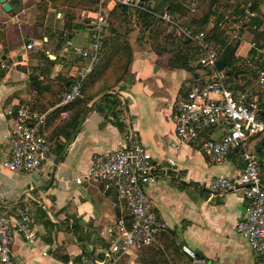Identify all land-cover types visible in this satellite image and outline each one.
<instances>
[{
	"label": "crops",
	"instance_id": "1",
	"mask_svg": "<svg viewBox=\"0 0 264 264\" xmlns=\"http://www.w3.org/2000/svg\"><path fill=\"white\" fill-rule=\"evenodd\" d=\"M54 1L7 0L10 13L0 4V60L4 65L0 67V216L27 215L36 234L34 244L14 236L11 252L16 264H78L84 256L101 257L108 250L118 220H127V214L113 191H104L94 182L78 185L75 179L87 172L93 154L126 148L125 137L130 132L157 167L146 194L166 231L156 244L122 254L117 264H256L257 256L246 238L235 232L246 205L241 186L211 192L201 184L204 177L233 180L244 165L240 152L232 151L224 163L215 165L203 155L200 141L175 148L176 106L191 86L209 79L207 71L196 70L194 60L191 71L171 69L164 57L129 44L132 62L125 80L118 92H108L118 100L116 108L100 112L104 104L99 99L105 94L94 98L66 145L64 134L72 129L63 133L58 126L67 118L60 115L62 110L56 112V106L44 103L68 91L81 63L76 48L89 46L87 22L96 11L82 7L88 0ZM102 1L112 23L121 22L131 10ZM106 28L107 40L121 34L115 23L116 33L113 30L108 38ZM27 45L32 47L27 49ZM242 45L244 58L248 48ZM36 82L41 84V93L34 88ZM254 82L250 87L248 78L235 75L227 85L236 91L245 86L257 89ZM44 85L49 87L42 89ZM24 103L37 112L45 108L48 117L43 133L52 141L47 160L32 174L10 173L1 166L10 152L14 126V116L8 112ZM119 110L117 120L113 112ZM221 133L222 127L217 126L203 134L201 141L218 139ZM247 147L260 162L264 186V135L251 138Z\"/></svg>",
	"mask_w": 264,
	"mask_h": 264
},
{
	"label": "built area",
	"instance_id": "2",
	"mask_svg": "<svg viewBox=\"0 0 264 264\" xmlns=\"http://www.w3.org/2000/svg\"><path fill=\"white\" fill-rule=\"evenodd\" d=\"M107 1L128 8L143 4L142 0ZM102 3L101 0L96 12L88 19L89 46L76 48L81 60L80 66L72 74L73 80L68 91L56 105V108L62 109L60 115L63 118H68V106L81 97L85 79L103 55L107 20ZM162 19L171 25L178 38L191 41L197 47V65L205 68L216 65L219 54L210 46L207 33L200 31L193 34L188 27L174 21L169 12H165ZM31 47L27 45V49ZM248 53L258 62L254 68L259 90L249 88L234 93L225 87L224 74L221 72H217L213 80L191 86L176 106L175 148L200 141L203 155L215 165L224 163L232 151L240 152L244 165L233 180L204 177L201 184L211 192H224L241 186L246 205L235 232L246 238L248 248L257 256L256 264H264L262 173L258 158L246 148V143L252 137L264 135V118L261 117L264 115L263 36L249 43L246 56ZM0 67L4 68L1 60ZM8 115L14 116L11 148L1 166L10 173L32 174L42 166L52 150L51 142L43 133L48 113L34 111L29 104L24 103L18 104ZM217 126L222 127L218 139L201 141L203 134ZM125 140L127 147L124 149L93 154L87 172L75 179L78 185L94 182L100 184L104 191H113L128 217L127 220L124 217L118 220L115 239L108 250L101 253V257L84 256L78 264H117L122 254L130 249L156 244L166 231V224L158 218L155 207L146 194L147 187L155 181L157 167L139 138L130 132L126 134ZM169 163L174 165L173 160ZM15 235H20L29 244L36 242V234L27 215L19 218L0 216V264H16L11 252ZM183 250L195 258L187 247H183Z\"/></svg>",
	"mask_w": 264,
	"mask_h": 264
},
{
	"label": "trees",
	"instance_id": "3",
	"mask_svg": "<svg viewBox=\"0 0 264 264\" xmlns=\"http://www.w3.org/2000/svg\"><path fill=\"white\" fill-rule=\"evenodd\" d=\"M58 1V0H55ZM54 1V2H55ZM66 1V0H63ZM98 1L99 0H88V3L86 5H82V7H87L93 12L97 10L98 7ZM176 0H161L160 4L156 7H146V11L141 12L142 19L146 26L148 27L150 33H157L156 30H152L151 27V19H154L151 13H154V10L157 8H162L166 10L168 9V12L175 11L177 4H175ZM147 2V0L143 1V4ZM122 7V6H120ZM123 9H126L125 7H122ZM250 11L252 12H244V10L239 11L236 10V14L240 13L242 15V19H246L247 23L246 25L250 26V32L252 33L251 41L256 39H261L262 34L259 30L261 26V20L254 14V12L258 11V8L256 5H253L250 7ZM220 15L217 16V22L214 26V30L211 32V34L208 36L210 46L218 51L219 57L216 62V65L214 67H209V71H207V76L209 79L207 81L213 80L215 78V75L217 72H221L224 74L223 83L225 87L230 89L232 92L237 93L245 90L249 87H242L241 90L236 91L228 87L227 83L228 80H235V75H252L254 78V81L256 79V70L254 67L257 65V61L255 62L252 59V55L248 53L246 58H242L237 55V50L240 47V42L236 40L235 42H232L224 37L221 39V35H224V33L221 32V28L219 29L218 25L223 28V25L228 20V16H224V18ZM207 17H205L203 20H201L198 23L191 22L188 24V28L192 31L193 34L197 33V28L193 29L192 24L195 23V26L199 24V26H205L207 22ZM240 20V22H241ZM65 27L69 30V24L67 23ZM248 29V28H247ZM223 31V30H222ZM215 40L216 42L212 41ZM108 42V44L106 43ZM175 43L177 44L176 47L172 48L173 50L169 52V50H153L158 56L162 55H169L170 58L167 60L168 67L171 69H183L186 71H191L190 68V62L195 59L194 56H196L197 53V47L191 42L186 41L184 39L176 40ZM106 52H103L102 57L100 58L99 63L96 65L94 70L87 76L85 79V82L83 84L81 97L73 102L71 105L68 106V110L70 111V115L67 119L62 120L61 124L58 126L59 129L63 130V133H65L67 130H71L72 132L64 134L65 137V144L68 145L73 140L75 136V129L79 126L81 121L84 119L85 115L88 113V109L86 108V105L91 102L94 98L103 95L99 101L104 104V107L100 109V112H102L104 109L111 110L115 109L116 105L118 104V100L116 97H112L111 94H108V92H111L112 89H114L117 85L121 84L124 78L126 77L128 73V68L130 63L132 62V51L130 48V45L127 41V38H122L119 35L112 36L108 40H105ZM252 64H250V63ZM201 67L197 66V69H200ZM73 77L71 76V83H72ZM206 82V81H205ZM205 82H196L197 84H204ZM66 83V80H65ZM71 83L69 87L71 86ZM250 84V82H249ZM248 84V85H249ZM247 85V86H248ZM252 85V84H251ZM251 85H249L251 87ZM64 86V83L62 84ZM254 87V86H253ZM252 87V88H253ZM35 90L38 92L41 91V84L36 82L34 84ZM254 90L258 91L259 89L254 88ZM61 97H55L51 98L50 100L46 101L44 103L45 105H48V107L56 106L60 102ZM72 106V107H71ZM47 109V108H46ZM62 109H57L56 112H60ZM45 108L42 110H39L38 112H45ZM118 114H121L120 110L117 111L116 114L113 112V117L115 119L118 118ZM264 118V115L261 116ZM49 142H52L48 137H46Z\"/></svg>",
	"mask_w": 264,
	"mask_h": 264
},
{
	"label": "rangeland",
	"instance_id": "4",
	"mask_svg": "<svg viewBox=\"0 0 264 264\" xmlns=\"http://www.w3.org/2000/svg\"><path fill=\"white\" fill-rule=\"evenodd\" d=\"M160 2L161 0H147L144 5L131 8V10H129L125 16L121 18V22L120 20H117L116 22L112 23L109 15H106L107 24H109L108 28H106V30H108L106 31V35L109 38L110 32L112 33L114 30L116 33V28H113L116 23V25L119 27V32H121L119 36L122 38H127L128 43L132 44L134 48L139 50L145 49L146 51H151L154 54L156 53L153 50L157 49L162 51L163 48L164 50H169V52H171L173 50L172 48L177 46L175 41L181 40L182 38H178L171 25L167 24L162 19L165 9L157 8L154 10V13H151L154 18L151 19V27L152 30H156L157 33H150L148 27L142 19L141 12L146 11L147 6L156 7L160 4ZM175 2V4H177L175 11L169 12L174 18V21L182 26L187 27L189 23H198L207 17V22L203 28L202 26H199V24L195 26V23H193L192 26L193 29L197 28V32L204 31L208 36L214 30L213 28L217 22V16L220 15L223 18L224 16H228V20L223 25V28L218 25L219 29L221 28V32L225 34V36L221 35V39L224 37L232 42L238 40L245 48H248V45L251 42L252 33L249 29L250 26L246 25V19L241 20L243 18L242 15H240V13L236 14L235 12L237 9L239 11L244 10V12H252L250 11V7L256 5L258 11L254 12V14H256V16L262 21L259 30L264 37V0H176ZM212 41L216 42L213 39ZM237 55L242 57L241 47L238 48ZM160 57H164L166 61L170 58V56L167 54ZM194 58L195 59L193 60L196 63V56H194ZM205 69L209 71V68H200V70ZM245 78H248L250 85H253V83L255 84L252 75H246ZM119 87L120 84L112 89L111 92H118ZM247 145L248 142L246 143V147ZM248 151L253 152L250 149Z\"/></svg>",
	"mask_w": 264,
	"mask_h": 264
},
{
	"label": "water",
	"instance_id": "5",
	"mask_svg": "<svg viewBox=\"0 0 264 264\" xmlns=\"http://www.w3.org/2000/svg\"><path fill=\"white\" fill-rule=\"evenodd\" d=\"M144 1V0H142ZM0 4H1V8L2 10L5 12V13H10L12 8L10 6V4L7 2V0H0ZM48 88L49 86L48 85H44L42 86V89H45V88Z\"/></svg>",
	"mask_w": 264,
	"mask_h": 264
}]
</instances>
